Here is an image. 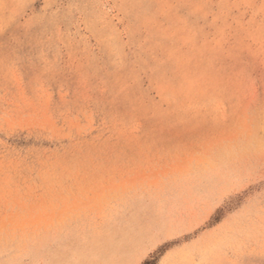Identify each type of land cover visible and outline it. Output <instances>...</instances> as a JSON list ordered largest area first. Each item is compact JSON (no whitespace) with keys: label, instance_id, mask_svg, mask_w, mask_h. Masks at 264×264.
<instances>
[{"label":"rangeland","instance_id":"374dc122","mask_svg":"<svg viewBox=\"0 0 264 264\" xmlns=\"http://www.w3.org/2000/svg\"><path fill=\"white\" fill-rule=\"evenodd\" d=\"M0 264H264V0H0Z\"/></svg>","mask_w":264,"mask_h":264}]
</instances>
